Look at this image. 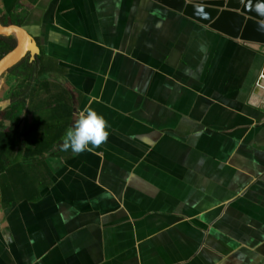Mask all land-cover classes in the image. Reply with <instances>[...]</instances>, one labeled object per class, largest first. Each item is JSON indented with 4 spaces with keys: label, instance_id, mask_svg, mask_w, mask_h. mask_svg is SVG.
<instances>
[{
    "label": "crops",
    "instance_id": "obj_1",
    "mask_svg": "<svg viewBox=\"0 0 264 264\" xmlns=\"http://www.w3.org/2000/svg\"><path fill=\"white\" fill-rule=\"evenodd\" d=\"M0 21L38 47L0 83V112L23 103L0 264H264V46L154 0H0ZM86 107L107 140L62 151Z\"/></svg>",
    "mask_w": 264,
    "mask_h": 264
},
{
    "label": "water",
    "instance_id": "obj_2",
    "mask_svg": "<svg viewBox=\"0 0 264 264\" xmlns=\"http://www.w3.org/2000/svg\"><path fill=\"white\" fill-rule=\"evenodd\" d=\"M154 1L231 38L264 46V0ZM9 35L15 37L16 44L0 58V80L27 53H38V47L22 27L0 23V36Z\"/></svg>",
    "mask_w": 264,
    "mask_h": 264
},
{
    "label": "clouds",
    "instance_id": "obj_3",
    "mask_svg": "<svg viewBox=\"0 0 264 264\" xmlns=\"http://www.w3.org/2000/svg\"><path fill=\"white\" fill-rule=\"evenodd\" d=\"M108 127V122L102 114L86 107L66 129L61 150H71L74 154L91 151L107 140Z\"/></svg>",
    "mask_w": 264,
    "mask_h": 264
},
{
    "label": "trees",
    "instance_id": "obj_4",
    "mask_svg": "<svg viewBox=\"0 0 264 264\" xmlns=\"http://www.w3.org/2000/svg\"><path fill=\"white\" fill-rule=\"evenodd\" d=\"M2 25H9L0 21ZM17 26H20V23H16ZM16 44V39L13 35L9 36H0V58H2L6 53L11 51ZM28 55L26 54L17 64L12 66L5 74L12 73L23 61L26 60ZM4 74V75H5ZM3 75V76H4ZM2 76V77H3ZM23 109V103L21 95L11 94L10 104L7 110L0 112V172L4 171L8 161L7 156L11 153L14 148L15 143L17 142V131L20 122V114ZM7 120L10 122V126L6 127L2 124V121Z\"/></svg>",
    "mask_w": 264,
    "mask_h": 264
},
{
    "label": "bare ground",
    "instance_id": "obj_5",
    "mask_svg": "<svg viewBox=\"0 0 264 264\" xmlns=\"http://www.w3.org/2000/svg\"><path fill=\"white\" fill-rule=\"evenodd\" d=\"M253 102L257 103V104H260V103L264 104V71H263V74L259 80L257 89L255 91V96L253 98Z\"/></svg>",
    "mask_w": 264,
    "mask_h": 264
},
{
    "label": "rangeland",
    "instance_id": "obj_6",
    "mask_svg": "<svg viewBox=\"0 0 264 264\" xmlns=\"http://www.w3.org/2000/svg\"><path fill=\"white\" fill-rule=\"evenodd\" d=\"M3 79H4V76L1 78L0 83H1V81H2ZM261 106H264V104L262 103Z\"/></svg>",
    "mask_w": 264,
    "mask_h": 264
}]
</instances>
